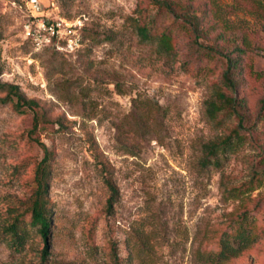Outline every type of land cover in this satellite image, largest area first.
I'll return each instance as SVG.
<instances>
[{
  "label": "rangeland",
  "instance_id": "374dc122",
  "mask_svg": "<svg viewBox=\"0 0 264 264\" xmlns=\"http://www.w3.org/2000/svg\"><path fill=\"white\" fill-rule=\"evenodd\" d=\"M171 1L184 11L40 0L45 17L76 25L80 42L36 49L23 28L26 0H0V264H264V0ZM151 18L170 32L174 54L139 38L136 24ZM196 43L243 51L241 124L227 106L219 124L207 118L225 66ZM4 84L33 108H15ZM229 136L238 146L203 163L206 146ZM45 147L52 223L42 262L37 228L28 225L16 250L7 227L29 219ZM105 173L117 189L111 202ZM238 229L258 239L218 260L220 236Z\"/></svg>",
  "mask_w": 264,
  "mask_h": 264
},
{
  "label": "trees",
  "instance_id": "16d2710c",
  "mask_svg": "<svg viewBox=\"0 0 264 264\" xmlns=\"http://www.w3.org/2000/svg\"><path fill=\"white\" fill-rule=\"evenodd\" d=\"M150 4H154L158 9H164L171 14H177V12L184 11L182 6L178 2L171 0H148ZM176 18L178 16H175ZM190 21V27L194 32H199L198 23L193 20V16L185 17ZM139 38L151 44H156L157 50L161 54L172 55L174 54L175 46L172 42L170 32L163 30L159 31L156 27V23L152 18L149 22L143 24H136L135 27ZM196 42V41H195ZM195 49L200 55H207L209 57L218 56L223 62L225 68L221 75L220 86L216 91V98L209 99L206 101L205 113L207 118L219 124L222 121L218 119V113L223 110L226 106L230 109L229 114H235L239 119V124L244 121L242 112L244 99L237 97V87L238 79L237 75L239 69L242 66V53L237 54L235 57L229 55H222L214 49L213 47L202 46L200 43L195 44ZM8 95L14 96L16 100L14 101V107L19 110H24L23 108L29 107L33 108L35 102L33 100H26L17 90L14 85H6ZM227 92H230L229 95ZM13 100V99H11ZM227 113V114H228ZM240 132L236 133L239 138ZM239 139L233 141V136H229L223 142L213 143L206 146L207 156L204 158L203 163L209 162L210 158H213L214 163H218L219 155L225 154L229 148H236L239 144ZM52 174L51 158L49 150L45 147L44 156L37 163L34 181L35 187L30 198L29 205V219L25 221L20 216H15L13 221L8 225L7 230L10 233V244L12 248L16 250H21L24 243L28 237L29 229L28 225L37 228L38 232L42 236L46 243V246L41 252L42 262L46 260L49 254L48 245L51 236V223H52V210L51 202L48 199L50 179ZM105 183L111 190L110 202L117 196V189L112 184L108 175L105 173L104 177ZM258 239V234L251 233L246 229H238L235 233L230 231H224L219 239V250L216 253L218 260L225 261L231 257H234L246 250L250 245H252ZM43 264V263H42Z\"/></svg>",
  "mask_w": 264,
  "mask_h": 264
},
{
  "label": "built area",
  "instance_id": "2783aa9c",
  "mask_svg": "<svg viewBox=\"0 0 264 264\" xmlns=\"http://www.w3.org/2000/svg\"><path fill=\"white\" fill-rule=\"evenodd\" d=\"M26 6L28 14L23 28L26 37L32 40L36 49L49 44H56L59 47L62 40L67 47L79 44L80 38L75 24L64 26L60 20L45 17L40 0H26Z\"/></svg>",
  "mask_w": 264,
  "mask_h": 264
}]
</instances>
